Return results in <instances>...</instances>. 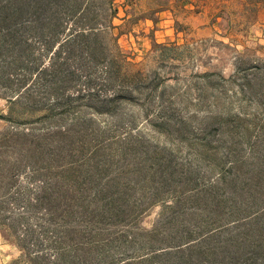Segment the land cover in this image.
<instances>
[{"label": "rangeland", "instance_id": "374dc122", "mask_svg": "<svg viewBox=\"0 0 264 264\" xmlns=\"http://www.w3.org/2000/svg\"><path fill=\"white\" fill-rule=\"evenodd\" d=\"M254 3L112 0L106 59L90 73L63 54L57 96L35 89L10 103L16 84H0V216H27L19 231L32 227L29 246L42 248L62 216H83L66 224L83 264H123L188 234L208 235L188 264H264V12ZM32 44L31 64H47L45 44ZM108 61L128 76L124 87H103ZM96 163L106 171L89 181ZM8 236L0 229V264H27Z\"/></svg>", "mask_w": 264, "mask_h": 264}, {"label": "trees", "instance_id": "16d2710c", "mask_svg": "<svg viewBox=\"0 0 264 264\" xmlns=\"http://www.w3.org/2000/svg\"><path fill=\"white\" fill-rule=\"evenodd\" d=\"M96 1L0 0V84L3 88L10 86L12 83L16 84V90L13 93L17 96L14 101H9L10 103L25 101L27 98L32 100L31 92L35 89L41 90L43 94L51 97L57 96L61 88L63 91L66 87L63 86V82L67 78L58 66V60L63 54L68 57L81 56L82 61H86L87 65L91 64V67L84 66L87 73H90L93 65L104 62L106 56L102 49V38L106 34V30L112 27L111 22L116 15V11L112 8V0H103L102 4L105 6V10L102 12L104 16L103 24L98 23L101 13L94 10L95 7L93 6ZM32 38L43 42L46 51L50 52L51 56L47 64H31L33 57L31 51L33 47ZM56 46L57 49L53 52ZM115 48L118 50L117 45H115ZM256 70L259 73L262 68L258 66ZM70 74L73 75L72 72L66 75ZM103 76V87L110 89L124 87L123 85L128 79V76L124 75L120 79V76L114 70V65L109 61L104 68ZM90 77L86 76L88 86L93 85ZM113 95L105 97L101 104L103 106L113 104L114 100L119 98L116 97V94ZM262 95L264 96V92ZM72 98L69 99L72 100ZM86 108L88 109L90 106ZM77 109L80 108H73L69 104L66 110ZM100 111L98 108V110H94V113L97 114ZM77 113L88 122L94 118L92 115L87 117L85 111ZM263 159L260 160V163ZM93 160L96 161V159ZM235 165V163L232 164L233 167ZM104 167L105 165L102 166L100 163H96L94 168L92 167V173H86L88 180L92 181L99 178L102 175L101 170L106 171ZM232 169L229 171L230 174H232ZM226 176H220L221 183L219 185L224 184V187H226ZM98 183L100 182H96L94 185H99ZM231 187V196L235 197V193L240 190L237 191L235 185H231ZM1 206H3L2 202H0V208ZM81 217L83 216H62V224L64 225L61 232L50 227L52 230L48 234L47 228L46 233L53 236V240L49 238L50 236H47L44 248L39 242L34 246H29L30 242L36 241V231L32 227L25 229L24 235L20 233V225L27 219L24 214L0 216V229L6 230L9 239H12L17 247L25 253L27 264H39L38 262L83 264L86 258H81L80 253L84 246L77 242V235L69 227L67 229L66 226V224H70ZM98 217L91 216L88 222L97 224ZM234 219L236 220L230 223L237 221V218ZM200 236L202 237V235H199V238H193L194 236L188 234L187 238L180 236L178 240L170 241L167 244H153L148 248L146 254L133 259L127 258L128 261L123 264H168L164 260L171 258L173 255L181 258L178 257L179 259H176L178 261L171 264H188V260L194 257L193 254L195 253L192 250L196 248V244L204 243L208 235L201 239ZM71 252H75L76 256H71ZM91 255L92 253L88 254L89 257ZM197 258L203 261L207 256L200 249L197 251ZM13 264L19 263L17 261Z\"/></svg>", "mask_w": 264, "mask_h": 264}, {"label": "crops", "instance_id": "0c3cea01", "mask_svg": "<svg viewBox=\"0 0 264 264\" xmlns=\"http://www.w3.org/2000/svg\"><path fill=\"white\" fill-rule=\"evenodd\" d=\"M253 2H255L254 4L261 9L264 12V2H262L263 0H251ZM192 7V6H191Z\"/></svg>", "mask_w": 264, "mask_h": 264}]
</instances>
